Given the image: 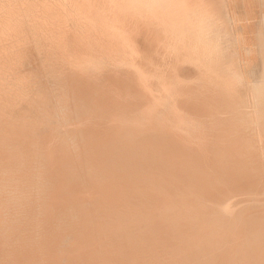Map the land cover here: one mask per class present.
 Wrapping results in <instances>:
<instances>
[{
    "label": "bare ground",
    "instance_id": "obj_1",
    "mask_svg": "<svg viewBox=\"0 0 264 264\" xmlns=\"http://www.w3.org/2000/svg\"><path fill=\"white\" fill-rule=\"evenodd\" d=\"M64 1L70 2V5L73 8V10L70 13V16H78V15L83 16L84 20L86 22H89L87 24H94V25L98 24L101 26V28L104 29V30L102 29L101 31H103V32L105 31L106 34L102 37V39L105 42H107L110 46L111 45L113 47L118 46L117 50L111 49L114 54H110V56L107 58V60L109 61V64L112 65L113 67L122 66V68H127V69L131 70L133 72L135 80H136V83H135L136 86L130 85L129 83H127V81H125L123 79H119V78H115V77L111 76L110 81H111L112 86L110 84H108V82H110V81L107 82L108 87H109V85L111 86V88L108 91L109 93L108 92L106 93V90L103 88H102L103 90L98 88L99 90L97 91L96 95L85 93L79 99V102L81 103V105H79L78 108L74 107L76 105H73L72 107H70L68 105H67L68 106L67 107L65 105L67 107V111L69 110V113L74 114L72 116V118H74V120L72 122L66 121V122H64V124L65 123L71 124L72 127H74V128H77L78 126H86V125L91 126L90 125L91 122L94 121V119H95V118H93L94 114L97 115L100 112L103 114H99L96 116V117H98V119H100V121L97 123H93V124H95V126L92 127L93 132L92 131L91 132L86 131V132L79 133V132L75 131L78 134L77 137H79V143H80L79 146H80V148H82L83 157L80 154V163H79V165H77V166H79L80 169L79 170H73V171H71V173L69 175L66 176V183L68 185L67 190H66V197H67L66 198V205H65V207H64V205H60L61 206L60 209H64V210L59 212L58 220L56 221V219H55V222L58 223L59 227H66V229L64 228L65 229V232H64L65 236H63L64 240L61 239V241H60L63 245H64V242L66 241L65 247L62 248L60 246L62 248L60 251L58 248V251L60 252L59 256L61 255L59 264H264V250L261 252L258 251L257 253L253 252L254 247H255L253 244V241H249L247 243V245L244 243H241L242 238H244V237L247 238L246 236L243 235V233L247 234L248 239H251V240L255 239L253 237L254 232H256V233L258 232L257 234L255 233L257 235V237H259V233H261L260 235H262L261 230H263V228L261 229V227L263 225L261 226L262 221H260V218H261L260 213H259V215H258V213H256L257 216H260V218L258 217L259 219L257 218L259 221L258 220L256 221V223L260 222V225L259 224H257V225L260 226L259 229H261V230H258V231H257L258 228L254 229L253 225H251L252 222L255 220V218L254 219L251 218V221H252L250 224L252 226L251 229L249 228L250 225L248 226V223L250 222L249 219H248L249 220L248 223L245 222L246 226H242V224L244 222L241 224L239 223L244 228L240 227L239 225H238L239 227H235V225H233V224H236V223H234V222L233 223L231 222L232 226H234V227H230L231 225L230 226L228 225L229 227H227V226L224 227V224H222V223H220V224L218 223L220 226L222 224L223 225L222 227H220L218 225H217V227H211L209 225L211 223L208 224L210 227H201L202 225H200V227H194L193 222L198 221V223H199L200 219L198 218L197 220L194 221L193 216H195V215L192 216L193 219L189 216L192 213H189V214L183 213V215L180 216L178 213V210H177V205L180 207L179 203H177L178 199H177V201L172 200L174 197L172 196L173 198H171L170 197L171 195L169 193L172 194L171 191L174 188H175L174 190H176V186H178V184L176 182L177 181L180 182L179 179H181V182L183 184L185 183V186L188 185L187 182H191V185H193L195 183V181L197 183L198 182L200 183V180L204 177V175L208 174V173L204 174V171L207 172V170L206 169L203 170V168H202L203 167L202 164L204 163V161L202 164H200L202 167L201 166L199 168L196 167L197 172H196V170L193 172L192 171L193 169H192L191 171L193 173L187 174V173H190L189 170H187L188 172L185 170V168L187 169L188 166L183 167L184 164H182V166L176 164L177 160H179L178 162L181 161V159H178L179 155H176V156H178V158L174 156V154L177 153V150H178V153L180 152V155H181V148L179 147L180 149H176V147H175L176 142H175V144H170V143L168 144L167 143L168 146L170 145L169 146L170 148H166L167 147L166 141L163 140L165 138H163V139L161 138L163 141L161 140L162 144L160 143L161 141L159 142V144L164 146L163 142H165V145H166V146H164L165 148H162L161 145H159L156 148L155 146H157L158 144H156L153 148H151V147L149 148L147 145V147H148L147 148L146 147V140L147 139H145L143 137L144 126H146L149 121L150 122L155 121V122L161 123L164 126H167L173 132L179 131L180 133L186 135L187 138H189V139L193 138L191 140L200 141L199 138H196L194 136V134L199 130L201 125L198 122L192 121L191 119L187 118L185 115H182L181 110H179V108L177 107V104H176L178 85L184 84L185 86H187V88H189V90L186 91V94L190 95L191 90H192L191 87L193 85H197V80H195V79L190 80V78L189 79L187 78L188 80L185 79V80L178 81L174 76V71H175L174 64L177 61L178 62L180 61V63L184 62V63L194 64L199 69L202 67L201 70L203 69L205 71V72H203L204 75H202L203 78L211 79L213 82H216V83H212L213 86H217V87L219 86L220 87L221 86V80H223V78H225V77L231 78L232 80L234 79L231 77L232 75L230 73L221 71V67H220V63L222 60V57L220 54L221 50L218 48V43H217L216 36H215V32L217 30V24H216L217 22L213 19V17H214L213 14H214V11H216V10H215V7H213L214 4L211 3L214 0H64ZM216 2H218V1H216ZM214 3H215V1H214ZM216 5H217V7H219L218 4H216ZM45 9H46V7H45ZM48 12H49V9H48ZM54 13H55V11H54ZM52 14H53V12H52ZM57 17L61 18V16L60 17L57 16ZM228 23H229V21H228ZM58 25H59V23H58ZM144 30L148 31V33H149V31H153L154 33L158 34V36L160 38L161 45L164 48V53H163L164 54V56H163L164 64H163V67H159V68H156V69L151 70V71H150V69H148V70L146 69V66H149V68H150L151 62H146L142 48H141L140 44L138 43L139 41L138 42L136 41L137 36H135L136 34H138V36H142V33ZM146 31H144V32H146ZM58 34H59V31H58ZM63 34H65V33H63ZM67 35H64V37L62 36L63 37L62 41L65 42V40L67 41V39L70 40V37H68ZM85 37H88V36H85ZM85 37L73 38V40H75L76 47H75V49H72L71 51L75 52L74 55H72V53L68 52V51H70V49L66 50L67 52L64 51V52H66V55H67V61H70V62L74 61L76 68H79L80 70H83V71L87 70V67L91 65V63H92L91 58H92V53H93L91 51L89 45H88V40H87L88 38H85ZM71 38H72V36H71ZM141 38H139V39H141ZM160 49H162V48H160ZM181 49H183V50H181ZM94 67H96V66H94ZM79 77H80V75H79ZM77 80H78V78H77ZM225 80H228V79L226 78ZM152 81H157V87L156 88L154 87V89L151 87ZM82 82H83V79H82ZM87 83L89 84V83H91V81L90 82L88 81ZM93 83L94 82H92V84ZM253 85H255V84L253 83ZM98 86H99V84L97 85V87ZM258 86H259V84H258ZM262 86L263 85H261V87ZM260 88H258V89L260 90ZM131 92H134V94L137 96V98H138V100L136 98L137 102H135V100H133V99L132 100L126 99L127 96H130ZM183 94H185V93H183ZM131 98H132V96H131ZM69 102H70V100H69ZM109 102L114 104L112 108L107 104ZM62 103L60 105H63L65 102L63 104ZM259 104H260V102H259ZM241 105H243V104L241 103ZM263 105H264V103H263ZM63 108H65V107H63ZM230 109H232V108H230ZM94 111H96V112H94ZM63 112H65V111H62V113ZM107 113H109L111 116ZM55 114H57V113H55ZM64 114L65 113H63V115ZM91 114H93V117L91 116ZM105 115L110 116V117H108V119L107 118L104 119ZM66 116H64V117H66ZM56 117L57 116L55 115V119H56ZM60 117H62V116H60ZM75 117H77V118H75ZM255 118L256 117H254V119ZM258 118L259 117H257V119ZM52 119H54V118H52ZM103 119H104V121H102ZM257 119H255V120H257ZM262 121H264V120L262 119ZM262 121H260V123H262ZM61 122H63V121H61ZM53 123H55V122H53ZM245 124H246V122H245ZM256 124H257V122H256ZM57 125L59 126V124H57ZM57 125L55 124L52 126H57ZM99 128L100 129H102V128L106 129L107 131L100 132ZM48 129H49V127H48ZM53 129L54 128H52V130ZM85 130H86V128H85ZM258 130L259 129H257V132H258ZM10 132H12V131H10ZM262 132H260V133H262ZM33 133H35V132H33ZM47 134H49V133H47ZM72 134L70 133V135H72ZM147 135H146V137H149ZM259 135H261V134H259ZM44 136L43 137L45 139L46 134ZM152 136H154V134ZM156 136L158 137L159 135H156ZM261 136H263V135H261ZM71 137H73V136H71ZM27 139H28V137H27ZM32 139H33V137H32ZM32 139H30V140H32ZM150 139L151 138H149V140ZM168 139H169V136H168ZM1 140H3V139H1ZM15 140H16V138H15ZM46 140L47 141L44 144H47L48 147H51V145L55 144L53 138L48 139V137H47ZM73 140H75V139H73ZM172 140H173V138H172ZM259 140L260 139H258V142H259ZM152 141L153 140H151L150 142L152 143ZM157 141H159L158 138H157ZM8 142H9V140H8ZM25 142H27V141H25ZM243 142L246 143V141H243ZM255 142H257V141H255ZM31 143H32V141H31ZM39 143L41 144L40 140H39ZM70 143L71 142H69V144ZM171 143H172V141H171ZM260 143L263 145V140ZM152 144L154 145L155 142H153ZM152 144H150V146ZM171 145H173L172 149H174V147H175L174 151H176V153L172 151L173 156L169 155V157H167L168 156L167 154H166L167 156L166 155L164 156V154L166 152L167 153L171 152L170 151V150H172ZM44 146H46V145H44ZM71 146H73V145H71ZM255 147H256V145H255ZM68 148H69V145H68ZM73 148H75V147H73ZM177 148H178V145H177ZM39 149H41V148H39ZM68 150H70V149H68ZM182 150H183V148H182ZM75 151H76V149H75ZM102 151L103 152L106 151V153L104 154ZM168 151H170V152H168ZM191 151H192V153H194V150H191ZM196 151H197V149H196ZM224 151H221V153H223ZM232 151H235L234 148ZM236 151H237V147H236ZM250 151H252V150H250ZM250 151H248V152H250ZM7 152H8V149H7ZM101 152L103 153V155H101ZM208 152H209V150H208ZM227 152H229V151H227ZM245 152L243 154H245ZM213 153H214V151H213ZM224 153H226V152H224ZM230 153L229 154L226 153V155L228 154L226 157H230ZM51 154L52 153L47 152V155H51ZM69 154H71V153H69ZM209 154H211V153H209ZM254 154H256V153H254ZM254 154H253V156H254ZM23 155H25V154H23ZM66 155H68V154H66ZM194 155H196V153ZM216 155H217V153L215 154V156ZM69 156H71V155H69ZM73 156L74 155L72 154V158H73ZM263 156H261V157H263ZM197 157H199V156H197ZM200 157H199V159H200ZM219 157L221 158V156H219ZM192 158L193 157H191V160H192ZM216 158H215V161H217ZM231 158H232V156L230 157V159ZM242 158H243V156H242ZM188 160H189V157H188ZM193 160L196 161V157ZM227 160L228 159L226 158L225 161H227ZM215 161H214V163H215ZM220 161H224V159L220 160ZM220 161H218V162H220ZM199 162H201V159ZM218 162H217V165H218ZM208 163H210V161ZM208 163L206 166L209 169ZM255 163H253V164H255ZM24 165H25V163H24ZM186 165H184V166H186ZM1 166H3V165H1ZM259 166H262V165L260 164ZM189 168L191 169L192 166ZM204 168H206V167L204 166ZM218 168H220V166ZM249 168L250 167L248 166V169ZM20 169H22V168H20ZM198 169H200V170L198 171ZM212 169H210V170H212ZM213 170H214V176H216L215 175L216 170L215 169H213ZM255 170H256V168H255ZM261 170H262V167H261L260 171ZM217 171L219 173V170H217ZM246 171L247 170H245V172ZM251 171H252V169H251ZM256 171H258V170H256ZM222 172H224V171H222ZM226 172L224 173L225 176H223L224 175L223 173L221 175L223 177H226ZM250 173H252V172H250ZM235 174H236V172L234 173V175ZM256 174H258V176ZM256 174H255L256 177L253 175V173H252V176L255 177V179L257 180V177H259V174L261 175L262 173L256 172ZM188 175L189 176L191 175V176L189 177ZM195 175L197 177L199 176L200 178L201 177L202 178L200 179L198 177V180L200 179L198 181V180H196V177L194 178ZM232 175H233V173H232ZM227 176L229 178L230 175H227ZM236 176H231V178L236 177ZM240 176H242V175H240ZM250 176L251 175H249L248 180L251 181L252 179H250ZM263 176H264V173H263ZM184 177L185 178L188 177L189 179L186 181L185 179H183ZM205 177L209 178L208 175H206ZM217 177H219V176H217ZM243 177H241V178H243ZM245 177L243 178V179H245L243 181H246ZM193 178L195 179V181L192 180ZM238 178H240V177L238 176ZM259 178H258V180H260ZM234 179L232 178L231 180H233V181L237 180V178L235 180ZM213 180L211 179L210 182H213ZM231 180L229 179L228 181H231ZM261 180H263V181H261V183H258L259 181L254 182L252 180L254 182V184H252V187H254V185L255 186L256 185L262 186V182L264 185V179L262 178ZM226 181L227 180L225 179V182ZM233 181H231V183ZM250 181L248 183H250ZM252 181H251V183H252ZM192 182H194V183H192ZM203 182H204V179H203ZM206 182L203 184H206ZM234 183L231 184L234 186L233 190H235L234 189L235 186H238V185L241 186V184H239L238 181H236V183H238V185L236 183L235 184ZM203 184H201V185H203ZM209 184H206V185H209ZM221 184H222V182H220V185ZM227 184H228V182H227ZM195 185H196V183H195ZM231 185L228 184V186H231ZM249 185H251V184H249ZM180 186L181 185H179L178 187H179L180 191H182L181 189H183V188H181ZM204 186L205 185H203L201 187H204ZM239 186H238V189H239ZM242 186H245V185L242 184ZM258 186H257V188H258ZM182 187H183V185H182ZM187 187L189 190V185ZM198 187H197V189H198ZM201 187H199V188H201ZM218 187H219V185L217 184V188ZM248 187L251 188V186H248ZM248 187L246 188V190H249ZM193 188L194 187H192V189ZM206 188L207 187H205L204 189H206ZM215 188L216 187H213V189H215ZM228 188H230V187H228ZM194 189H196V188H194ZM204 189H203V192L201 191V189H198L197 193L200 190L201 192L200 191L199 192L203 194ZM208 189L209 188H207L206 190H208ZM231 189L232 188H230V190ZM238 189L236 187V190H238ZM251 189H255V188H251ZM183 190L185 191V189H183ZM196 190L191 191V192H196ZM236 190H235V192H238ZM240 191H243V189L240 188L239 192ZM253 191H251L252 195L258 193V192H253ZM261 191L264 192L263 189ZM175 192H177L176 194L179 193L177 190ZM212 192H214V191H212ZM215 192H217V191H215ZM225 192H226L225 196L226 195L228 196L229 194H227L226 189H225ZM262 192H259V193H261L260 195H263ZM182 193L183 194L179 193L180 194L179 197L184 196L185 192H182ZM186 193H188V192H186ZM197 193H194V194L192 193V194L196 195ZM217 193H215V194H217ZM240 193L242 194V192H240ZM247 193H248L247 195L250 196V193L248 191H247ZM167 194H169L170 196ZM192 194H190V197L192 196ZM207 194H210V193L207 192ZM218 194H217V196L222 195V198L223 197L225 198L223 193L219 194V195ZM200 195L197 194L196 196L199 197ZM235 195L237 196V193ZM243 195L245 196L246 193ZM211 196H210V198H211ZM213 196H214L213 200H216V201L213 202L214 204L212 205L211 213L213 212V214L216 217L218 216L221 219H226V221L232 220L235 218V216H237L236 215L237 214V208L240 205L241 201L233 200L231 198V196H230V198L228 197L225 200H222L220 197L217 198L216 195H213ZM238 196L240 197V195H238ZM176 197H177V195H176ZM198 197H196V198H198ZM204 197H206V195ZM204 197L201 196V198H204ZM208 197H209V195H208ZM215 197L219 200L221 199L222 201H218L217 199H215ZM201 198L199 197V199H201ZM183 200H184V198L181 199V201L179 200L178 202H184L185 203L186 199L184 201ZM190 200H193V202H191L187 199V201L189 203L190 202L194 203V201L196 203V201H197V200H194V198H192ZM205 200H207V199H205ZM207 201H210L209 198ZM247 201L252 202V201H257V199L250 198ZM202 202H204V201H202ZM197 203H200V202H197ZM182 204H181V207L183 206ZM184 205L185 206H183V207H185V208L188 207L187 210L191 209L190 208L191 205H192L191 207H193V204H191V205L187 204V206H186V203H185ZM256 206L258 207V205H256ZM197 207H198V205H197ZM201 207H202V205L200 207H198L197 210H199V208H201ZM207 207H203V209L205 208L206 209L205 211H208ZM254 207L252 209L248 208V211L250 210V213H251L252 212L251 210H253ZM193 208H196V207H193ZM258 208H257V210H258ZM262 208H264V207L262 206ZM180 209H182V208H180ZM192 209H191V211H192ZM244 209L245 208H243L241 210H244ZM255 209H256V207H255ZM183 210H185V209H182V211ZM195 211H196V209L194 210V212ZM209 211H210V209H209ZM246 211H247V209L244 210L243 212H246ZM262 211H263V209H262ZM197 212H195L194 214H196ZM200 212H201L200 214L203 215L204 211H202V209ZM243 212L240 213V211H238V213L240 215L243 214ZM213 214H211V215H213ZM261 214H263V213H261ZM246 215H248V214H246ZM200 216H198V217H200ZM241 216H240V218H238V220L239 219L241 220ZM195 217H197V215ZM202 217L204 218V216H201V218ZM205 217H206V215H205ZM208 217H210V216H208ZM243 217H245V214ZM253 217H255V215ZM204 219L207 221L206 218H204ZM210 219L211 220H209V222L212 220L216 221L217 218L215 219L212 217ZM192 220H193V222H192ZM248 220L246 219V221H248ZM226 221H224V222H226ZM242 221H244V220H242ZM263 221H264V219H263ZM221 222H223V221H221ZM207 223H208V221H207ZM200 224H203V222ZM213 224H214V222H213ZM227 224H229V222ZM204 225L205 224H203V226ZM247 226H248V228H245ZM64 229L61 230L62 233H63ZM62 233H61V235H62ZM248 233L250 235H248ZM251 234L253 235L252 236L253 238L251 237ZM49 235H51V234L49 233ZM242 235L244 237H242ZM1 236H3V235H1ZM57 236H59V235H57ZM55 238H52V239H55ZM257 239H259V238H257ZM257 239H255V240H257ZM247 240H245V241H247ZM263 240H262V242H264ZM55 242H56V239H55ZM242 242H244V241H242ZM262 244L264 245V243H261V245ZM46 245H48V244H46ZM261 245L259 244V246H261ZM54 247H55V245H54ZM54 247H52V248H54ZM260 249H258V250H260ZM55 252H56V250H55ZM258 254L260 256H258ZM54 255H57V257H58V254H54ZM46 259H47V257H46ZM57 259H59V258H57ZM45 262H46V260H45ZM51 263H49V264H51ZM46 264H48V263L46 262Z\"/></svg>",
    "mask_w": 264,
    "mask_h": 264
},
{
    "label": "rangeland",
    "instance_id": "obj_2",
    "mask_svg": "<svg viewBox=\"0 0 264 264\" xmlns=\"http://www.w3.org/2000/svg\"><path fill=\"white\" fill-rule=\"evenodd\" d=\"M214 1H215V3H214ZM214 1H212L211 3L214 4V5L213 4L212 5H213V7H215V10L217 9L216 4H218L219 7L221 8L222 0H214ZM216 1H218V2H216ZM45 7H46V9H45ZM48 9H49V12H48ZM72 10H73V8L70 5V2L64 1V0H0V143H1L0 144V175H1L0 176V186H1L0 187V218H1L0 219V264H33L34 262H35L34 264H46V262L49 264L52 261L53 262L51 264H59L60 256H61V255L59 256V254H60L59 251L63 247H65V244H66V241L64 242V245L60 241H61V239L64 238L63 236H65L64 232H65L66 227H59L58 223L55 222V219L57 221L59 212L64 210V209H60L61 208L60 205H64V207L66 205V198H67L66 197V190H67V186H68L66 183V176L69 175L71 173V171L80 169L79 166H77L80 163V154L83 157L82 148H80V146H79L80 145L79 137H77L78 134L75 131H77L79 133L86 132V131H89V132L92 131L93 132L92 127L95 126V124H93V123H97L100 121V119H98V117H96V116L99 114H103L100 112L97 115L94 114V117H93V114H91V116L93 118H95L94 121L91 122V124H90L91 126L86 125V126H78L77 128H74V127H72L71 124L67 123L68 124L67 125L65 123L67 126L64 124V122H66V121L72 122L74 120V118H72V116L74 114L69 113V110L67 111V107L68 106L72 107L73 105H76L74 107L78 108L79 105H81V103L79 102V99L85 93L96 95L97 91L99 89H101V90L105 89L106 93H107L112 86L111 81H110L111 76L115 77V78L123 79V80L127 81V83H129L130 85L136 86L135 85L136 80H135L134 74L131 70H129L127 68H122V66L113 67L112 65L109 64V61L107 60V58L110 56V54H114L112 52V50H117L118 46L117 47L116 46L113 47L112 45L110 46L107 42H105L102 39V37L106 34L105 31L104 32L101 31L103 28H101V26L98 24L97 25L87 24L89 22H86L84 20L83 16H80V15L70 16V13ZM54 11H55V13H54ZM52 12H53V14H52ZM57 16H59V17L61 16V18H58ZM213 19L216 21V19L214 17H213ZM58 23H59V25H58ZM216 24H217V30L215 32V36L217 37V35L219 33V24L218 23H216ZM222 26L224 29V34H223L224 41L223 42L224 43L227 42V48L225 49V48H222L220 46V44L218 42L219 41V38H218V41H217L218 48L221 50L220 54L222 57L220 67H221V71L230 73L232 75L231 77L234 78L233 80L231 78L224 76L225 78H223V80H221V86L220 87L219 86L218 87L213 86L212 83H216V82H213L211 79L203 78L202 75H204L203 72H205V71L203 69L201 70L202 67L199 69L194 64L184 63V62L180 63V61L179 62L177 61L174 64V68H175L174 76L178 81L185 80L187 78L188 79L190 78V80H193V79L197 80V85H193L191 87L192 90H191L190 95L186 94V91L189 90V88H187V86H185L184 84L178 85L176 104H177V107L179 108V110H181L182 115H185L187 118L191 119L192 121H196L201 125L199 130L194 134V136L196 138H199L200 141L191 140L193 138L189 139V138H187L186 135L180 133L179 131L173 132L167 126H164L161 123H158L155 121H151V122L149 121L147 123V125L144 126L143 137L145 139H147L146 140V147L148 145L149 148L150 147L153 148L156 144H158L157 146H155L157 148L159 145L162 144L163 140L166 141V145H167L166 148H170L169 147L170 145L168 146L169 143L175 144V142H176L175 147H176V149L181 148V155H180V152L178 153V150H177L178 154L176 153V151H174L175 147H174V149H172L173 145H171V149H172V150H170L171 152L168 151L170 153L166 152L165 154L164 153L163 154H164V156L167 154L168 156L167 155L166 156L169 157V155L170 156L172 155V151H173L176 153V154L173 153L175 157L178 158V156H176V155H179L178 159H181V161L178 162L179 160H177L176 164L181 165V166H182V164H184V165L187 164L186 166L183 165V167L188 166L187 169L185 168V170L186 171L189 170L190 173H187L188 171L187 172L185 171L187 174L193 173L197 168H199L201 166L200 164H202L204 161V163H203L204 165L202 164L203 167L202 166L201 167L203 168V170L204 169L207 170V172L204 171V174L208 173L206 175H208L210 179L205 177L206 175H204L203 178L201 177L202 179L198 176L202 181L199 179L200 183L199 182L197 183L194 178L196 177V180H198V177L195 175L192 180L195 181L196 185L194 182H192V183H194L193 185H191V182H187V184L189 185V190L187 187L188 185L186 184L187 186H185V183L183 184L181 182V179H179L180 182L177 181L176 183L178 184V186L181 185L180 187L185 189V191L183 189H181L182 191H180L178 186H176V190L180 194H183L182 192H185V193L188 192V193H186L187 195L184 193L183 197H179L180 194L179 193H178L179 195L176 194L177 192H175L176 191V190H174L175 188L171 191L172 194L169 193L171 196L169 194H167L171 198H173V197L175 198V199L173 198L172 200L177 201V199H178V201L179 200L181 201V199L184 198V200L186 199L185 200L186 206H187V204H190V205L193 204V207H196V208H193V207H191L192 205L191 206L189 205L191 209L193 208L192 209L193 212H192L191 209L187 210L188 207L187 208L183 207V206H185L184 202H178L177 201V203H179V205H180V207L177 205V210H178L179 215L181 216V215H183V213L184 214L192 213L189 215L191 218L193 215H195V216L197 215V217L193 216L194 221L197 220L198 218L200 219V221H199V223H198V221H196L197 222L196 223V222H193V220H192V222L194 223V227H200V225H202L201 227H210V226L211 227H217V225L220 226L219 225L220 223L224 224V227H226V226L229 227L230 225H231L230 227H234V226H232L231 222L236 223V224H233V225H235V227H239V226L242 227V226H246L245 222L248 223L250 220V222L248 223V226H249L252 222L251 218H253V219L255 218V220H254L255 222L253 221L251 225H253L254 229L258 228L257 231L261 230L263 228V230H261L262 235H260L261 233H259V237H257L256 234L258 232L257 233L254 232V234L252 233L254 236L251 234V237L253 236L255 239L259 238V239H257L258 241L254 239L256 241L255 242L253 239L252 240L248 239L247 234L243 233V235L246 236L247 238H245L242 235V237H244V238H242L241 243H244L247 245V243L249 241H253V244L255 246L253 252L257 253L258 251L261 252L264 250V245L263 244L261 245V243H264V242H262V240L264 239V236H263L264 235V233H263L264 232V227H263L264 226V221H263V219H264V208H262V206L264 207V192L261 191L262 189L264 191V185L262 182V186L259 185L260 186L259 187L258 185H256V186L254 185V187H252V184H254V182H256V181L257 182L259 181L258 183H261V181H263L261 179L262 178L264 179V176H263V173H264V163H263L264 162V158H263L264 157L263 156L264 155V152H263L264 151L263 150L264 149V134H263L264 133V131H263L264 130V121H262V119L264 120V105L263 104H253V105L249 104L251 107L249 105L247 106L243 103H242L243 105H241V86H240L241 85V73L237 70L235 64L230 66L229 61H228L230 59L229 58L230 54H232V52H234V49L232 47L233 46V44H232L233 33H232V31H230L231 29H230V26L228 23L224 22V23H222ZM58 31H59V34H58ZM144 31H146V30H144ZM144 31H143L144 34L142 33V36H138V34H136L135 36H137L136 41L137 42L139 41L138 43L140 44V46L142 48L146 62H151L150 68H149V66H146V69L147 70L150 69V71H151V70H154L156 68L163 67V64H164V60H163L164 48L161 45L160 38H159L158 34L154 33L153 31H149V33H148V31H146V32H144ZM63 33H65V34H63ZM64 35H67L68 37H70V40H68V39H67V41L65 40L66 43L64 41H62V38L64 37ZM71 36H72V38H71ZM85 36H88V37H85ZM75 37L88 38L87 39L88 45H89L91 51L93 52L92 58H91L92 63L90 66L87 67V70H84V71L80 70L79 68H76L74 61L73 62L67 61V55H66L67 51L66 50L70 49V51H68V52L72 53V55L75 54V52L71 51L72 49H75V47H76L75 40H73V38H75ZM139 38H141V39H139ZM160 48H162V49H160ZM181 50H183V49H181ZM64 51H66V52H64ZM231 63H233V62H231ZM93 65L96 67H94ZM79 75H80V77H79ZM77 78H78V80L80 78L81 79L78 81ZM226 78L228 80H225ZM82 79H83V82H82ZM88 81L89 82L91 81V83L88 84L87 83ZM108 81H110V82H108ZM92 82H94L95 84L94 83L92 84ZM107 82L111 86L109 85V87H108ZM98 84H99V86L97 87ZM151 87L153 89H154V87L156 88L157 87V81H152ZM183 93H185V94H183ZM131 96H132V98H131ZM136 98H137V96L134 94V92H131L130 96H127L126 99H128V100L133 99V100H135V102H137ZM68 99L70 100V102ZM137 100H138V98H137ZM62 102L63 103L65 102V103L63 104ZM61 103L63 105H60ZM109 103H107V104L112 108L114 104L110 103L112 105L111 106ZM65 105L66 106L68 105V106L66 107ZM63 107H65V108H63ZM230 108H232V109H230ZM62 111H65V112H63V113H65L64 115H63ZM94 112H96V111H94ZM55 113H57V114H55ZM109 113H107V114H109ZM55 115L57 116L56 119H55ZM60 116H62V117H60ZM64 116H66V117H64ZM110 116L105 115L104 119L105 118L108 119V117H110ZM244 117H248V118H244ZM254 117H256L255 119H257V117H259L258 119L260 121H262V123H260V121L258 119H257L258 121L255 120ZM52 118H54V119H52ZM65 118L66 119L68 118V119L66 120ZM75 118H77V117H75ZM104 119L102 121H104ZM61 121H63V122H61ZM53 122H55V123H53ZM245 122H246V124H245ZM256 122H257V124H256ZM51 124L52 125L59 124V126L58 125L52 126ZM249 124L250 125L252 124V125L250 126ZM48 127L50 130L48 129ZM52 128H54L53 129L54 131L52 130ZM85 128H86V130H85ZM257 129H259L258 132H257ZM99 130H100V132L107 131L106 129H103V128L102 129L99 128ZM10 131H12V132H10ZM259 131L260 132L263 131V132L260 133ZM33 132H35V133H33ZM47 133H49V134H47ZM70 133L71 134L73 133V134L70 135ZM258 133L263 135V136L259 135ZM43 134L44 135L46 134L45 139H44L45 136ZM153 134L155 137L152 136ZM146 135L149 137H146ZM156 135H159V136L157 137ZM167 135L169 136V139H168ZM71 136H73V137H71ZM27 137H28V139H27ZM32 137H33V139H32ZM47 137H48V139L49 138L54 139L55 144L51 145V147H48L47 144H44L47 141L46 140ZM15 138H16V140H15ZM149 138H151V139L149 140ZM157 138L159 141H157ZM161 138L162 139L165 138V139L162 140ZM172 138H173V140H172ZM1 139H3V140H1ZM30 139H32V140H30ZM73 139H75V140H73ZM258 139H260L261 141L259 140V142H258ZM8 140H9V142H8ZM39 140L41 141V144L39 143ZM151 140H153L152 143L155 142L154 145L150 142ZM262 140H263V145L260 143V142H262ZM25 141H27V142H25ZM31 141H32V143H31ZM171 141H172V143H171ZM243 141H246V143ZM255 141H257V142H255ZM69 142H71V143L69 144ZM159 142L161 144H159ZM43 144L46 146H44ZM150 144H152V145L150 146ZM68 145H69V148H68ZM71 145H73V146H71ZM163 145L166 146L165 142H163ZM177 145H178V148H177ZM255 145H256V147H255ZM164 146H162V148H165ZM235 146L237 147V151H236ZM38 147L41 149H39ZM73 147H75V148H73ZM67 148L70 150H68ZM182 148H183V150H182ZM233 148L235 151H232ZM7 149H8V152H7ZM75 149H76V151H75ZM184 149L186 151L187 150L188 151L186 152ZM196 149L198 152L196 151ZM191 150H194V153H192ZM208 150H209V152H208ZM250 150H252V151H250ZM213 151H214V153H213ZM221 151H224L228 154L231 152L230 157L232 156V158L230 159V157H226L228 154L226 155V153H224V152L221 153ZM227 151H229V152H227ZM248 151H250V152H248ZM47 152H50L52 154L47 155ZM102 152H101V155H103V153L104 154L106 153V151H104L103 153ZM244 152H245V154H243ZM253 152L256 154H254ZM69 153H71V154H69ZM195 153L197 156L202 157V158L200 157L201 162H199L200 161L199 157L194 155ZM209 153H211V154H209ZM216 153L218 156L217 155L215 156ZM23 154H25V155H23ZM66 154H68V155H66ZM72 154L74 155L73 158H72ZM253 154H254V156H253ZM69 155H71V156H69ZM219 156H221V158ZM242 156H243V158H242ZM261 156H263V157H261ZM188 157H189V160H188ZM191 157H193L192 160H191ZM195 157H196V161L193 160V159H195ZM215 158L217 161H215ZM222 158L224 159V161H220V160H223ZM226 158L228 159L227 161H225ZM209 161H210V163H208ZM214 161H215V163H214ZM218 161H220V162H218ZM217 162H218V165H217ZM24 163H25V165H24ZM207 163L209 165V169L206 166ZM253 163H255L256 165ZM260 164L262 166H259ZM1 165H3V166H1ZM191 166H192V168L190 169L189 167H191ZM204 166L206 168H204ZM219 166H220V168H218ZM248 166L250 167L249 169H248ZM261 167H262V170L260 171ZM20 168H22V169H20ZM212 168L216 170L215 171L216 176H214V170ZM255 168L258 171H256ZM210 169H212V170H210ZM244 169L247 171L245 172ZM251 169H252V171H251ZM199 170L200 169H198V171ZM217 170H219V173ZM222 171H224V172H222ZM196 172H197V170H196ZM225 172H226V177H223V176H225V174H224ZM235 172H236V174L234 175ZM237 172L242 176H240ZM250 172H252L255 177H256V175L258 176V174H256V172L257 173L261 172L262 174L261 175L259 174L260 178L257 177V180H256L255 177H253L252 173H250ZM222 173L224 174L223 176L221 175ZM232 173H233V175H232ZM248 174L251 175L250 179H252L254 182L251 180L252 181V183H251V181L248 180V178H249ZM227 175H230L229 178ZM217 176H219V177H217ZM231 176H236V177H232V178L233 179L237 178L236 181H238V183L241 184V186H242V184H244L245 186H242V187L239 186L238 183H236V181L231 180L232 179ZM238 176L240 178H238ZM243 176L244 177L246 176L245 177L246 181H243V180H245V179H243L244 178ZM241 177H243V178H241ZM258 178L260 180H258ZM183 179H185L187 181L189 178L184 177ZM203 179H204V182H203ZM211 179L215 180V181L213 180L214 183L210 182ZM225 179L227 180L226 182H225ZM229 179L231 181H233L232 183L235 182L239 186V189H238V186H235L234 189L236 190V187L238 189L236 191L239 192V190L241 188V189H243L244 192L240 191V192H242V194L240 192H239L240 194L238 192H235V190H233L234 186L231 185L232 184L231 181H228ZM249 181H250V183H248ZM205 182H206V184H209V183L210 184L209 185L203 184ZM220 182H222V184H223V185L221 184L222 186L220 185ZM227 182L231 186H228ZM244 182L245 183L247 182V183L245 184ZM216 183L219 185L218 188H217ZM201 184H203L205 186L201 187V186H203ZM249 184H251V185H249ZM182 185H183V187H182ZM191 186L196 188V189L198 186L201 187V188L198 187V189H201L202 192H203V189L205 187L209 188L210 190L209 189L206 190L207 189L206 188V189H204L203 194L200 193L201 192L200 190H199L200 192L198 191V193H197L198 189L197 190L194 188L192 189ZM246 186L247 187L251 186V188H255V189H251L250 187H248L249 190H246V188H247ZM257 186H258V188H257ZM213 187H216V188L213 189ZM223 187L226 189L227 194H229L228 196L227 195L225 196L226 192H225V189ZM228 187H230L232 189L230 190V188H228ZM195 190H196V192H191V191H195ZM212 191H214V192H212ZM215 191H217L219 194L223 193L225 198L224 197L222 198V195L217 196L218 193ZM247 191L250 193V196L247 195L248 194ZM251 191L258 192V193L253 194L254 195L253 196ZM207 192L210 194H207ZM259 192H262L263 195H260L261 193H259ZM192 193L193 194L197 193L199 195L201 194L199 196L200 198H201V196L204 197L205 195H206V197L199 199V197L196 196L197 194L193 195ZM215 193H217V194H215ZM236 193H237V196L235 195ZM245 193H246V195L244 196L243 194H245ZM190 194H192L191 197L194 198V200H197L196 203H195V201H194V203H191V202H193V200H190V199H192L190 197ZM212 194L216 195L217 198L220 197L222 200H225L228 197L230 198V196H231V198L233 200L241 201L240 205L237 208V214H236L237 216L238 215L239 216L238 217L235 216L234 219L226 221V219H221L218 216L216 217L213 214V212L211 213L212 205L214 204L213 202L216 201V200H213L214 196ZM176 195H177V197H176ZM208 195H209V197H208ZM238 195H240L241 198ZM210 196H211V198H210ZM196 197H198V198H196ZM207 197L209 198V200L211 202L207 201L208 200ZM216 197H215V199H217ZM250 198H255V199H257V201L248 202L247 200ZM187 199L191 202L189 203L187 201ZM205 199H207V200H205ZM221 199L220 200L217 199V200L222 201ZM202 201H204V202H202ZM197 202H200V203H197ZM181 204L183 205L182 207H181ZM196 204L198 205V207H200L202 205V207L199 208V210L201 211V209H202V211H204L205 214L203 212H202L203 215L200 214L201 212L199 210H197L198 207ZM256 205H258V207L261 210ZM252 206L253 207L255 206L256 209L254 207V209H253L254 211L251 210L252 212L250 213V210L248 211V208L252 209L253 208ZM203 207H207L208 211H205L206 209L205 208L203 209ZM180 208L185 209L186 211L185 210L182 211V209H180ZM243 208H245L244 210L247 209L248 212L247 211H246L247 213L243 212L244 210H241ZM257 208H258V210H257ZM195 209H196L195 212L198 211L196 214H194ZM209 209H210V211H209ZM262 209H263V211H262ZM238 211H240V213L243 212V214H241L242 216L238 213ZM256 213H258V215L260 213L261 218H260V216H257ZM261 213H263V214H261ZM211 214H213L215 217ZM244 214H245V217H243ZM246 214H248V215H246ZM200 215L204 216V218L207 219L208 223L203 217L201 218ZM205 215H206V217H205ZM254 215H255V217H253ZM198 216H200V217H198ZM208 216H210V217H208ZM240 216H241V220L240 219L238 220V218H240ZM212 217L215 219L217 218L216 221L212 220L209 222V220H211L210 218H212ZM258 217L260 218V221H262L261 226L262 225L263 226L261 227V229H259L260 226L257 225V224L260 225V222L256 223V221L259 219ZM246 219L247 220L249 219V220L246 221ZM242 220H244V221H242ZM221 221H223V222L226 221V222L223 223ZM202 222H203V224H205L204 226H203V224H200ZM213 222H214V224H213ZM228 222H229V224H227ZM209 223H211V224H209ZM239 223L240 224L243 223L242 226ZM222 224L220 227L223 226ZM248 226L245 228H248ZM250 226H249V228L251 229L252 226L251 227ZM242 228H244V227H242ZM60 229L61 230L64 229L63 233ZM49 233L52 236L49 235ZM61 233H62V235H61ZM249 233H248V235H250ZM1 235H3V236H1ZM57 235H59V236H57ZM52 238H55L56 242H55V239H52ZM244 239L245 240L248 239V240L245 241ZM242 241H244V242H242ZM46 244H48V245H46ZM259 244L261 246H259ZM54 245H55V247H54ZM45 247L46 248L48 247V248L46 249ZM52 247H54V248H52ZM58 248H59V251H58ZM258 249H260V250H258ZM55 250H56V252H55ZM54 254H58V257H57V255H54ZM258 256H260V255L258 254ZM46 257H47V259H46ZM57 258H59V259H57ZM45 260H46V262H45Z\"/></svg>",
    "mask_w": 264,
    "mask_h": 264
},
{
    "label": "crops",
    "instance_id": "obj_3",
    "mask_svg": "<svg viewBox=\"0 0 264 264\" xmlns=\"http://www.w3.org/2000/svg\"><path fill=\"white\" fill-rule=\"evenodd\" d=\"M216 8L215 14H213L219 24L216 40L218 41L219 38L218 42L222 48H227V42H223L224 29L222 23L229 21L228 24L233 33L232 47L234 52L230 54L228 61L230 66L235 64L241 73V103L249 105L260 102L263 104L264 0H222L221 8Z\"/></svg>",
    "mask_w": 264,
    "mask_h": 264
}]
</instances>
